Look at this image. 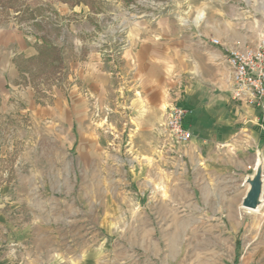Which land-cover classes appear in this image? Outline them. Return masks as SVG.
I'll list each match as a JSON object with an SVG mask.
<instances>
[{"label": "rangeland", "instance_id": "rangeland-1", "mask_svg": "<svg viewBox=\"0 0 264 264\" xmlns=\"http://www.w3.org/2000/svg\"><path fill=\"white\" fill-rule=\"evenodd\" d=\"M218 8L228 23L244 22L248 40L264 35V0H0V32L17 31L38 51L19 57L16 83L0 72V264H264V228L237 237L232 222L193 221L164 187L149 206L153 222L135 231L126 186L112 182L128 169H80L74 130L39 125L29 110V97L44 105L57 89L70 93L69 59L83 47L117 63L141 24H218Z\"/></svg>", "mask_w": 264, "mask_h": 264}, {"label": "crops", "instance_id": "crops-1", "mask_svg": "<svg viewBox=\"0 0 264 264\" xmlns=\"http://www.w3.org/2000/svg\"><path fill=\"white\" fill-rule=\"evenodd\" d=\"M218 13V24L209 17L143 23L117 63L96 46L83 47L78 57L69 59L76 86L67 96L57 89L44 105L29 97L35 123L66 128L68 136L74 130L80 169H95L96 176L97 169H108V175L128 169L125 181L112 182L115 188L126 186L132 213L128 220L137 224L135 231L153 222L149 206L156 205L163 187L170 203L186 205L193 221L232 222L237 237L243 227L264 228V110L233 99L225 60L238 41L255 43L261 36L248 40L244 22L228 23L219 8ZM227 24L231 34L224 31ZM213 37L221 44L212 43ZM0 50L11 58L5 65L0 59L5 82L16 83L21 60L38 54L33 41L17 31L0 32ZM176 96L189 108L185 123L193 136L172 146L163 126ZM258 168L261 203L248 211L243 200L251 187L248 179ZM113 220L118 222L116 216Z\"/></svg>", "mask_w": 264, "mask_h": 264}, {"label": "built area", "instance_id": "built-area-1", "mask_svg": "<svg viewBox=\"0 0 264 264\" xmlns=\"http://www.w3.org/2000/svg\"><path fill=\"white\" fill-rule=\"evenodd\" d=\"M211 41L221 44L217 37ZM225 60L232 75L233 99L264 110V35L255 43L237 42L227 51ZM188 113L181 96H176L168 106L163 131L170 145H181L192 138L193 133L185 123Z\"/></svg>", "mask_w": 264, "mask_h": 264}, {"label": "water", "instance_id": "water-1", "mask_svg": "<svg viewBox=\"0 0 264 264\" xmlns=\"http://www.w3.org/2000/svg\"><path fill=\"white\" fill-rule=\"evenodd\" d=\"M250 190L243 200V207L246 209H256L261 203L262 195V169L258 168L255 175L248 179Z\"/></svg>", "mask_w": 264, "mask_h": 264}, {"label": "trees", "instance_id": "trees-1", "mask_svg": "<svg viewBox=\"0 0 264 264\" xmlns=\"http://www.w3.org/2000/svg\"><path fill=\"white\" fill-rule=\"evenodd\" d=\"M53 50H57L55 46L52 47ZM56 52H52L49 56H54ZM58 55L54 56L56 58Z\"/></svg>", "mask_w": 264, "mask_h": 264}, {"label": "bare ground", "instance_id": "bare-ground-1", "mask_svg": "<svg viewBox=\"0 0 264 264\" xmlns=\"http://www.w3.org/2000/svg\"><path fill=\"white\" fill-rule=\"evenodd\" d=\"M248 211H252L253 209H247Z\"/></svg>", "mask_w": 264, "mask_h": 264}]
</instances>
